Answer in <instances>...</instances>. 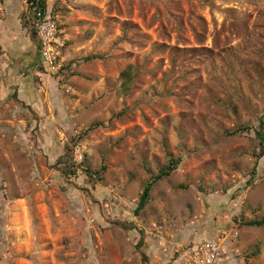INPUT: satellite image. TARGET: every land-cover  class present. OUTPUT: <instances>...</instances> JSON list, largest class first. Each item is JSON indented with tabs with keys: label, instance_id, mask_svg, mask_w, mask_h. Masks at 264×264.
Returning <instances> with one entry per match:
<instances>
[{
	"label": "rangeland",
	"instance_id": "374dc122",
	"mask_svg": "<svg viewBox=\"0 0 264 264\" xmlns=\"http://www.w3.org/2000/svg\"><path fill=\"white\" fill-rule=\"evenodd\" d=\"M28 1L0 0V264H264V0H44L59 69Z\"/></svg>",
	"mask_w": 264,
	"mask_h": 264
},
{
	"label": "built area",
	"instance_id": "2783aa9c",
	"mask_svg": "<svg viewBox=\"0 0 264 264\" xmlns=\"http://www.w3.org/2000/svg\"><path fill=\"white\" fill-rule=\"evenodd\" d=\"M31 9L30 23L32 24L35 39L38 44L39 55L45 68H60V53L66 47V36L63 28L56 23L49 12L42 10L37 3L29 0ZM76 148V147H75ZM73 162L79 164L82 154L76 148L73 151ZM161 226H155L157 231ZM221 249L213 240L204 241L192 247L188 253L182 256V264H219Z\"/></svg>",
	"mask_w": 264,
	"mask_h": 264
},
{
	"label": "trees",
	"instance_id": "16d2710c",
	"mask_svg": "<svg viewBox=\"0 0 264 264\" xmlns=\"http://www.w3.org/2000/svg\"><path fill=\"white\" fill-rule=\"evenodd\" d=\"M31 1H33L34 3H37V5H38L40 8H42V10H45V7H44V0H31ZM237 130H238V129H237ZM239 130H242V129H239ZM239 130H238V131H239ZM238 131H237V132H238ZM256 134H257L258 138H260V143L263 142V140H262V136H261V133H260V132H257ZM263 150H264V147H262L261 153L263 152ZM169 168H172V166L169 165ZM166 172H168V171H162L159 175H157L156 178H160V176H162V175H166V174H167ZM150 186H151V184L148 183V184L144 187V189H143V191H142V193H141V195H140V197H139V200H138V203H137V206H136V210H135V211H138V210H140L141 208H143V206H144L145 203L147 202V200H148V194H149V191H150ZM250 224H251V225L254 224V225H257V226L264 225V219H262V220H260V221H252ZM141 244H142V240L139 239L138 246H140Z\"/></svg>",
	"mask_w": 264,
	"mask_h": 264
},
{
	"label": "crops",
	"instance_id": "0c3cea01",
	"mask_svg": "<svg viewBox=\"0 0 264 264\" xmlns=\"http://www.w3.org/2000/svg\"><path fill=\"white\" fill-rule=\"evenodd\" d=\"M30 27H31V26H30ZM193 229H196V228H193ZM193 229H192V230H193ZM184 239H185V238H184ZM188 240H189V239H188ZM184 241H185V240H184ZM184 241H182V243H184ZM187 242H188V241H187ZM197 244H198V243H197ZM197 244H195V245H193V246H191V247H195ZM191 247H190V248H191ZM190 250H191V249H187V250L184 251V252L182 251V254L180 255V261H179V264H182V259H181L182 256H184V254H185L186 252L188 253Z\"/></svg>",
	"mask_w": 264,
	"mask_h": 264
},
{
	"label": "clouds",
	"instance_id": "9594fccd",
	"mask_svg": "<svg viewBox=\"0 0 264 264\" xmlns=\"http://www.w3.org/2000/svg\"><path fill=\"white\" fill-rule=\"evenodd\" d=\"M28 3H29V1H28ZM29 8V7H28ZM30 10V9H29ZM46 11V10H45ZM158 226H160V225H158ZM213 241H215V240H213ZM215 242H217V241H215ZM218 243V242H217ZM199 244V243H198ZM219 244V243H218ZM219 247H220V244H219ZM220 249H221V247H220ZM221 260V259H220ZM220 262V261H219Z\"/></svg>",
	"mask_w": 264,
	"mask_h": 264
}]
</instances>
